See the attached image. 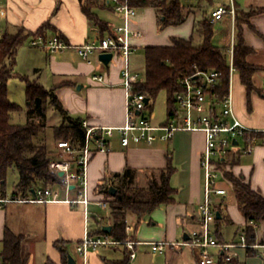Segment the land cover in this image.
I'll return each instance as SVG.
<instances>
[{"label": "crops", "instance_id": "crops-1", "mask_svg": "<svg viewBox=\"0 0 264 264\" xmlns=\"http://www.w3.org/2000/svg\"><path fill=\"white\" fill-rule=\"evenodd\" d=\"M230 4L231 0H196L194 3H182L187 13L186 21L167 27L159 25L154 7L139 9L132 26L139 30L141 35L133 38V54L140 47L171 45L174 38L193 39L195 44H200L202 39L197 34L200 22L205 18L211 19L212 11L218 6ZM234 4L236 11L238 9L242 13L264 8V0H234ZM93 11L108 24L110 30L122 23L121 16L101 2ZM106 11L108 14H103ZM48 20L51 28L46 31V36L60 35L69 44L94 42L100 36L93 22L83 12L81 0L4 1L3 31L15 32L24 27L36 32ZM236 23V15L233 18L231 14L212 22L215 44L227 46L230 51L236 42ZM242 28L245 46L253 49L247 60L261 69L254 75V86L250 91L242 83L238 71L235 79L232 78L235 112L247 126L263 132L264 12L250 15L248 22L242 24ZM23 51L28 58L24 75L37 80L47 89H53L69 115L87 118L92 126L118 127L125 123L127 98L121 79V59L106 66L101 63L99 56L94 55L89 62L72 48L50 52L30 44ZM131 69L139 72L136 67L131 66ZM93 74H103L105 82L94 81ZM151 108L149 107V113ZM167 119L168 116L162 122L153 119L152 121L161 125ZM205 146L206 135L202 131H179L170 141H158L151 146L142 143L124 147L119 136H116L110 140V151L97 153L90 161L88 184L92 202L88 206V214L85 213L83 205L70 203L71 199L78 198L79 189L71 186L70 190H67L60 183L52 186L48 201L11 202L0 209V259L4 234L9 229L23 236L22 253L28 264H68L69 255L74 257L75 264H85L84 258L77 252V245L96 227L97 220L101 219L94 213L91 215L90 206L99 201L107 203L105 195L97 192L98 185L106 176L123 172L127 167L139 171V180L143 177L146 181L144 170L165 168L169 153H172L177 169L171 179L172 185L178 189L176 202L158 208L138 227L135 215L130 213L127 234L131 237L129 239L142 242L188 240L191 231L200 226L199 203L205 194V175L201 158ZM54 151L55 148L49 153ZM235 154H238V151L234 150L230 157L233 158ZM245 156L249 160L242 163ZM230 165V171L237 176L243 175L246 182H250L253 189L264 196V143L255 146L251 153H239L238 162ZM224 185L229 190V195L217 197L216 200L217 203H222L226 217L224 223L236 226V231L227 239L221 225L222 239L219 240L231 242L238 239L246 219L238 207L233 186L227 183ZM107 206L109 208V205ZM110 214L109 208L106 225L110 223ZM214 229L216 236V227ZM59 241L63 243L64 251L56 245ZM135 251L136 257L130 259V264H199L200 250L192 246L185 245L180 249L169 247L163 252H158L145 243L137 244ZM125 252L121 245L101 246L90 251L87 264H112L123 259ZM210 252L215 257L214 264H264L262 250L238 249L237 256L231 263L219 261L221 256L218 248L213 247Z\"/></svg>", "mask_w": 264, "mask_h": 264}, {"label": "trees", "instance_id": "trees-1", "mask_svg": "<svg viewBox=\"0 0 264 264\" xmlns=\"http://www.w3.org/2000/svg\"><path fill=\"white\" fill-rule=\"evenodd\" d=\"M127 1L131 6L139 9L154 7L161 27L180 25L187 19V13L180 0ZM81 2L83 12L103 37L110 29L108 24L93 11L95 7L99 6L100 1L81 0ZM263 12L264 8L254 9L248 13H242L238 9L236 11L238 30L234 45L233 64L248 91L253 89V77L261 68L247 60L253 49L245 46L242 24L248 22L250 15ZM50 28L51 24L47 21L36 32H31L24 27L18 28L15 32L5 30L0 39V189L3 195L9 194L6 183L10 172L18 174V183L12 192L15 197H29L33 195L34 189H45L60 182L59 177L49 168L51 155L44 143L45 140L41 139V135L47 128L49 108L57 111L63 118L61 124L54 126L56 140L66 139L76 146L82 145L85 141L86 129L83 126V117L69 115L53 89H47L37 80L15 72L20 47L30 38L39 35L47 37L45 33ZM197 34L202 39L200 44H195L193 39L174 38L171 45L145 47V74L136 87L150 100H155L162 91L167 93V120L176 115L175 94L183 89L180 79L184 76L194 75L198 71L217 70L220 72L218 83L206 88V91L211 97H214L216 102H220L229 91L231 74L229 47L215 44L211 19L205 18L200 22ZM12 77H19L25 83L27 106L25 109L9 99L8 81ZM21 111L27 115L26 124H18L13 121V115ZM248 136L264 138V133L255 132ZM239 153L241 152L238 151V154H235L233 158L228 157L223 163L236 164L239 160ZM176 170L173 155L169 153L168 164L165 168L144 170L145 184L140 183L139 171L131 167H127L123 172L106 176L98 185L97 192L105 195L111 210L109 218L111 230L106 231L104 227L107 225L103 223L102 219H99L90 234L92 236H109L118 241L131 238L127 234L130 213L135 215L136 227H138L140 223L149 219L158 208L176 202L178 189L171 183ZM226 177L232 183L238 207L246 219L243 230L246 231L249 241L254 242L257 229L264 227V196L253 189L251 183L246 182L243 175L237 176L232 171H227ZM111 187L116 189L115 195L110 193ZM215 207L221 213V218L216 219V237L222 239L220 226L226 217L223 214L222 203H217ZM252 221L257 226L251 224ZM259 241L264 243V231L259 236ZM2 243L1 259L3 264H28L22 253V235H17L7 229ZM62 244L60 241L56 243L64 251ZM112 264H130L129 252L126 251L123 259L112 262Z\"/></svg>", "mask_w": 264, "mask_h": 264}, {"label": "built area", "instance_id": "built-area-1", "mask_svg": "<svg viewBox=\"0 0 264 264\" xmlns=\"http://www.w3.org/2000/svg\"><path fill=\"white\" fill-rule=\"evenodd\" d=\"M4 1L0 0V39L3 34L2 12ZM103 5L111 6L122 18V23L113 27L103 37L99 36L94 42L79 45L69 44L60 35L45 37L39 35L30 40V44L50 52L62 49H75L86 61L91 62L92 57L102 53H111L110 63L118 59L123 61L121 79L126 90L127 108L126 121L122 126L105 127L92 126L87 118L83 119L86 129L85 141L76 146L69 140L59 139L55 142V151L51 152L49 168L59 177L60 184L67 190L71 186L79 189V196L71 199L72 204L84 206L88 214V206L92 202L89 195L88 167L93 156L100 152L110 151V140L119 136L124 147L132 144L153 145L158 141H170L179 131H202L206 135V146L201 158V166L205 175L204 199L199 203V228L190 233L188 240L181 242L161 240L142 242L137 240H114L109 236H92L86 234L77 245V252L84 258L85 264L91 250L101 246L121 245L130 254V259L136 257L135 246L148 243L153 251L163 252L169 247L180 249L183 246H192L200 250L199 264H214L216 262L210 249H219V261L234 262L238 249L262 250L264 261V243L259 241L256 232L255 241H249L246 231L242 230L235 241H220L214 234L212 223L216 222L217 197H227L229 190L224 183H232L226 177L230 171V163H223L235 151L251 153L255 146L264 143V138L249 137L248 135L260 132L243 123L235 112L234 97L231 87L232 76L236 68L233 64L234 45L230 48L231 74L230 86L227 95L219 102L214 100L206 88L218 83L220 72L217 70L201 72L180 79L183 89L175 94L176 115L164 124H154L149 113L147 95L137 90V83L141 81L142 74L131 69V56L134 52L133 38L140 36L141 32L133 28L132 24L139 13V8L131 6L127 0H100ZM226 14L236 15L234 0L230 5H220L211 13V21L222 19ZM101 63H103L101 61ZM92 79L99 83L105 82L103 74H93ZM264 133V131H263ZM246 136H248L246 138ZM64 174L60 176L59 174ZM52 194V186L34 189L29 197L13 196L12 193L3 195L0 189V209L11 202H45ZM102 205L103 202L99 201ZM251 224L257 226L253 221ZM0 264H3L0 259Z\"/></svg>", "mask_w": 264, "mask_h": 264}, {"label": "rangeland", "instance_id": "rangeland-1", "mask_svg": "<svg viewBox=\"0 0 264 264\" xmlns=\"http://www.w3.org/2000/svg\"><path fill=\"white\" fill-rule=\"evenodd\" d=\"M183 4H189L194 3L196 0H181ZM103 14H108V12H104ZM47 22V21H46ZM48 22H50L48 20ZM4 26V21L2 23ZM31 39V38H30ZM28 41L23 44L18 52L17 56V64L15 66V72L21 75H24L25 66L27 65V56L25 52L23 51L25 48H28L30 46ZM131 66L136 67V69L140 72V74H145V47H140L137 49V51L131 56ZM237 76V70L234 71L232 78L235 79ZM233 81V80H232ZM26 89H25V83L19 78V77H12L8 81V96L9 99L13 102H16L19 104L23 109H25L26 106ZM151 108V117L153 121L156 122H162L165 121L168 116V95L165 91H162L158 97L154 100H150V106ZM48 117H47V128L45 130V133L41 135V139H44V143L47 146L48 151H52L55 148V142L56 138L54 136V126L61 124L63 121L62 116L52 108H49L48 110ZM40 120V119H39ZM13 121L18 124H26L28 121L27 115L24 111H21L19 113H16L13 115ZM249 158L246 156L244 157L242 163L248 162ZM18 183V174L16 172H10L7 177V192L11 193L15 190V186ZM141 184H145L146 181L142 177L140 180ZM108 203L103 202L102 205L99 203L92 204L90 206L91 215L94 213L96 217H100L103 221V223H106L107 216L109 212ZM216 223H212V229L214 228ZM222 229L225 237L227 239H230L232 234L236 231V226L234 225H227V223H222ZM264 227L262 226L260 229H257L258 237L263 234Z\"/></svg>", "mask_w": 264, "mask_h": 264}, {"label": "water", "instance_id": "water-1", "mask_svg": "<svg viewBox=\"0 0 264 264\" xmlns=\"http://www.w3.org/2000/svg\"><path fill=\"white\" fill-rule=\"evenodd\" d=\"M112 58H113V55L111 53H102L99 56L100 61H102L106 66H109L110 65V62H111ZM149 101H150V99L147 98V103H149ZM63 174L64 173L61 172L59 175L62 176ZM110 193L112 195H115L116 189L113 188V187H111L110 188ZM216 217H217V219H220L221 218V213L219 211H217ZM104 229L106 231H110L111 230V226L110 225H107V226L104 227ZM185 238L187 239V235H185ZM68 264H75V259H74V257L72 255H69V262H68Z\"/></svg>", "mask_w": 264, "mask_h": 264}]
</instances>
